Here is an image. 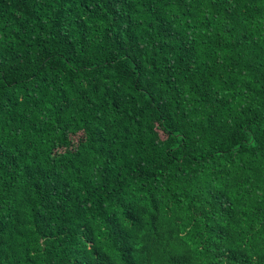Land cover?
<instances>
[{
	"label": "trees",
	"instance_id": "1",
	"mask_svg": "<svg viewBox=\"0 0 264 264\" xmlns=\"http://www.w3.org/2000/svg\"><path fill=\"white\" fill-rule=\"evenodd\" d=\"M0 264H264V0H0Z\"/></svg>",
	"mask_w": 264,
	"mask_h": 264
}]
</instances>
